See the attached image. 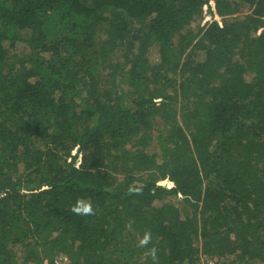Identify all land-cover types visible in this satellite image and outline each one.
<instances>
[{
    "label": "trees",
    "instance_id": "1",
    "mask_svg": "<svg viewBox=\"0 0 264 264\" xmlns=\"http://www.w3.org/2000/svg\"><path fill=\"white\" fill-rule=\"evenodd\" d=\"M57 254L264 264V0H0V264Z\"/></svg>",
    "mask_w": 264,
    "mask_h": 264
},
{
    "label": "rangeland",
    "instance_id": "2",
    "mask_svg": "<svg viewBox=\"0 0 264 264\" xmlns=\"http://www.w3.org/2000/svg\"><path fill=\"white\" fill-rule=\"evenodd\" d=\"M23 48H18V50H16L17 52L23 53L24 50H22ZM151 60L153 63L157 64L160 60H159V54L157 52V50L153 49L152 53H151ZM175 203L177 205V207L181 210L182 214H187L189 213V208L188 205L180 199L175 200Z\"/></svg>",
    "mask_w": 264,
    "mask_h": 264
},
{
    "label": "built area",
    "instance_id": "3",
    "mask_svg": "<svg viewBox=\"0 0 264 264\" xmlns=\"http://www.w3.org/2000/svg\"><path fill=\"white\" fill-rule=\"evenodd\" d=\"M43 264H71V260L66 254H57L53 259L45 260Z\"/></svg>",
    "mask_w": 264,
    "mask_h": 264
},
{
    "label": "clouds",
    "instance_id": "4",
    "mask_svg": "<svg viewBox=\"0 0 264 264\" xmlns=\"http://www.w3.org/2000/svg\"><path fill=\"white\" fill-rule=\"evenodd\" d=\"M85 209H87V211H89L90 209H88V208H85ZM85 209H84V211H85ZM76 211H79V209H76Z\"/></svg>",
    "mask_w": 264,
    "mask_h": 264
}]
</instances>
